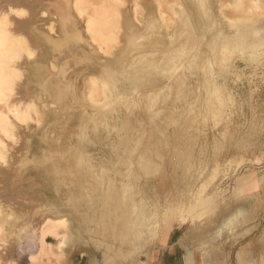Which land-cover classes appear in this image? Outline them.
<instances>
[{
  "label": "rangeland",
  "instance_id": "obj_1",
  "mask_svg": "<svg viewBox=\"0 0 264 264\" xmlns=\"http://www.w3.org/2000/svg\"><path fill=\"white\" fill-rule=\"evenodd\" d=\"M86 1L91 7L97 2ZM122 1L127 3L97 12L100 31L112 29L117 40L105 47L100 43L105 51L88 41L100 77L106 82L114 77L116 97L108 95L110 84L104 86L99 105L82 99V93L59 104L42 95L35 103L41 121L30 117L25 125L17 123L23 135L16 136L12 147L22 166L3 189L7 199L0 198V264H146L157 237L176 225L180 210L190 221L199 212L191 209L195 203L213 209L221 200L238 196L245 184L250 191L258 180L264 181L261 1L226 0L219 7L215 0ZM16 3L11 8L37 15L35 62L44 55L51 58L40 35L48 33L50 24L58 33L63 15L54 8L28 3L19 8ZM126 14L137 30L131 41L123 36ZM105 21L112 25L104 28ZM31 73L25 69L27 89L37 95L40 89ZM97 113L105 121L94 120ZM127 174L132 175L127 201L135 209L131 216L146 208L150 218V234L140 241L127 238L115 218L101 214L108 199L95 202L103 191L121 195ZM12 196L14 202L8 200ZM125 201L118 204L120 210ZM252 206L248 208L254 212ZM44 221L54 222L42 227ZM61 221L65 228H54ZM63 237L66 245L60 250ZM253 238L250 234L248 241ZM262 240L261 249H249L252 257L264 251ZM165 258L163 264H168Z\"/></svg>",
  "mask_w": 264,
  "mask_h": 264
},
{
  "label": "bare ground",
  "instance_id": "obj_2",
  "mask_svg": "<svg viewBox=\"0 0 264 264\" xmlns=\"http://www.w3.org/2000/svg\"><path fill=\"white\" fill-rule=\"evenodd\" d=\"M13 1H17L16 6L19 8L23 7L25 5V3H28L30 5V7L35 6L36 8L37 7L39 8L40 6H44V7H48V8H54L57 12H59L60 14L63 15V17H64L63 21L64 22H62V24L60 25L58 33L54 31V27L50 24L47 27L48 33H46V35H44V36L40 35V40H41L42 44H44V46L46 48L48 45V52L51 53V55H50L51 58L46 57L44 55L42 57L41 61L37 60V62H35V57H33V55H34L33 48L36 47L34 29H35V24L37 23L35 21L37 18V15L35 12L34 13L33 12L32 13H30V12L25 13V11L22 9L11 8V2H13ZM90 2H91V0H90ZM25 3H23L22 0H0V198L1 199H4V198L7 199L6 195L3 193V189L12 183L13 177L18 174L17 172L22 166V165H20V162H21L20 154H17L18 150H16L15 147H12L13 144H15V141L17 138L16 136L17 135L19 136V134L21 133V129H22V127L19 126L21 124L17 125V123H23L25 125L26 120L28 119V122H29V120L32 118H33L32 120L36 121V123L37 122L39 123L41 121V113L39 116L38 115L39 112L36 109L35 103L39 102L40 99H42V97H43L42 95H44L46 97V99H48L50 102L56 103L58 100L59 101L67 100V96L70 98V101H71V100L75 99L77 96L79 97V95L82 93V99L84 96V98L85 97L87 99L89 98L92 101V104L94 103L96 105H99L100 104L99 102L101 101L99 97L101 94H104V93H102V91H104L106 84H110L107 88L108 89V95H109V97H114V98L116 97V92H115L116 89H115V85L113 84V80H112L114 77L111 76V77H109V79L107 78L109 80L107 82H109V83L104 81L105 78H102V76L100 77V75H99L100 72L97 69V67L95 66L96 63L93 62L94 59L91 58L92 56H90L92 47L88 41L92 42V44H95L97 42L98 43V45H97L98 49H96V50L105 51L103 48L106 46L107 42H109V41L114 42L115 40H117L116 36L113 34V32H111L112 29H109V31L106 34H103L100 31L101 28H99L97 12L100 10H104V9L107 10V8H106L107 6H112V8H113V6H116L118 4L124 5L127 2L122 1V0H97L96 3L94 2L95 5H92V7L90 5H88L89 1H86L83 3V0H26ZM155 3H158V2L156 1ZM159 3H161V2H159ZM146 4H147L146 7H148L149 6L148 3H146ZM157 5H158V7H157L158 10L162 9V8H160L161 4H157ZM136 6H137V4H136ZM114 8H116V7H114ZM112 12H114V9ZM219 12H220V15L222 16L221 10ZM151 13H152V11L150 10L149 14H151ZM116 14H117V12H116ZM152 14H154V13H152ZM145 16H146V14H145ZM196 16H198V14ZM110 17H112V16H110ZM110 17L108 18V20L110 19ZM149 18L150 17H148V19ZM152 18L154 19L153 15H152ZM213 19H211V20L213 21ZM110 20H112V19H110ZM113 20H115V19H113ZM115 22H118V21H115ZM115 22H113V23H115ZM209 24H211V22ZM103 25L105 28L106 26H110L112 24L105 21ZM123 26H124L125 30L127 31V33L124 34L123 36L126 39L130 40L135 33L134 32L135 28L133 27L134 25L130 22L127 14H126V17L123 21ZM167 28H168V26H167ZM52 31L55 34L54 36H51V34H50ZM136 32H137V30H136ZM138 32H139V29H138ZM38 34H40L39 31H38ZM209 38H211V37H209ZM100 43L104 46L103 48H102V45ZM109 44L110 43H108L107 45H109ZM136 44H137V42H136ZM131 45H133V44H131ZM110 48H112V47H110ZM55 53L57 55H55ZM97 55H99V54H97ZM137 58L139 59L140 57H137ZM98 59H100V58H98ZM29 60H31V61H29ZM110 61H112V60H110ZM135 62H136V60H135ZM84 64H85V67H84ZM132 66H134V65H132ZM25 67L29 68L30 70L32 69L31 74H32V77H34V79H35V85H36V87H38L40 89V93L38 91L39 94H37V95L31 94V92L27 89L28 88L27 86L30 83V80L28 78V75L25 74V69H26ZM106 75H107V73H106ZM55 76H56V78H55ZM125 77L127 78V76H125ZM78 85H81V86L83 85V87H81V89H79V87H77ZM36 92H37V90H36ZM126 94H127V92H126ZM122 95H123V93H122ZM103 98L107 99V95H106V97L104 96ZM46 99H44V100H46ZM90 100H89V102H90ZM76 101H74V102H76ZM104 101L102 99V102H104ZM50 105H52V104H50ZM30 113H32L33 117L31 116ZM104 117L105 116L103 114L97 113L94 116V120H98V121L100 120L101 122H103V121H105ZM110 119L113 123L116 120V118H114L112 116L110 117ZM34 121H32V122H34ZM104 123H108V122H104ZM19 143H20V141H19ZM18 144H17V146H18ZM20 145H21V143H20ZM10 161H12V162H10ZM129 166H131V165H129ZM125 176L127 177L128 180H127L126 185L123 186L124 188H122L123 192L121 195L112 194V192H111L112 189L109 191L108 194L104 193V191H103L102 194H100L101 195L100 198H98V199L95 198V202L96 201L104 202L106 199H108L109 201L106 200L107 201V208L105 211L102 210L101 214L106 213V215H109L110 217L112 216L113 218H115V220L118 221V223L121 225L122 230L123 229L126 230V232H124V233L126 234L127 238L132 236L131 238H133L134 240L139 239V241H140V238H142L144 235L150 234L149 233L150 229H148V227H147V224H148L150 218H149V214H148V211L146 210V208H143L141 210L139 209V212L137 214H135L134 216H131V215H133V213H135L134 212L135 209L133 208L134 206L128 205L127 201L131 200L130 190L132 189V183H131L132 175L127 174ZM110 188L111 187L109 186V189ZM112 188H113V186H112ZM118 188H120V187H118ZM114 190H116V187ZM128 191L130 193H128ZM14 198L16 199V197H14ZM14 198L12 196V198H10L8 200H11L14 202V200H15ZM123 198L126 199V201L124 203L125 206H124L123 210H120L118 207V204L123 200ZM133 198H134V196H133ZM143 201H144V199H143ZM201 203H202V201L195 203L196 204L195 207H194V205H192L193 207H191V209L192 210H198L199 209V212L198 211H197L198 213L196 212L197 214L195 215V217L191 216L192 219H190V221L199 220L213 210L212 206L211 207L208 206L206 208L201 207V205H200ZM138 208H139V206H138ZM189 208H190V206H189ZM200 209H202L201 212H200ZM184 213H185L184 210H180L178 213L177 221H179L180 223H184L186 221L187 216L184 215ZM101 217H99V218L102 220ZM132 220H135L136 222L135 221L132 222ZM53 222L54 221H52V222L51 221H44L42 227H47V225L52 226L50 223L53 224ZM230 222H232V221H230ZM230 222L228 223V225L230 224ZM170 223H171V221H170ZM172 223H173V221H172ZM64 224L65 223L62 221L57 222L54 225V228H55V226L57 228H61V227L65 228ZM169 224H167V225H169ZM48 229H49V227H48ZM164 233H165V231H164ZM54 235H56V234H54ZM63 236H65V235L63 234ZM65 245H66V237H63L58 243V248L60 250H62V249H64ZM132 247H135V245H133ZM130 249H131V247H130ZM130 251H132V250H130Z\"/></svg>",
  "mask_w": 264,
  "mask_h": 264
},
{
  "label": "crops",
  "instance_id": "obj_3",
  "mask_svg": "<svg viewBox=\"0 0 264 264\" xmlns=\"http://www.w3.org/2000/svg\"><path fill=\"white\" fill-rule=\"evenodd\" d=\"M260 1L264 6V0ZM224 2L215 0L214 5L219 7ZM247 187L248 184L241 187L235 198L218 202L199 220L180 223L176 219L175 226L161 231L146 264H163L165 256L168 264H264L263 250L253 257L250 252L257 246L263 247L264 181L258 180L253 190L247 191ZM248 205H253L255 211H250ZM237 211H240L237 218L225 224ZM249 230L254 237L250 241Z\"/></svg>",
  "mask_w": 264,
  "mask_h": 264
}]
</instances>
